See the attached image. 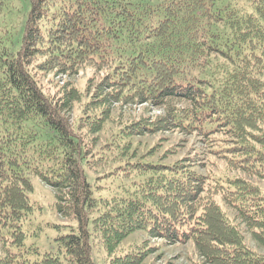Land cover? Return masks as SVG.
<instances>
[{"label": "trees", "instance_id": "obj_1", "mask_svg": "<svg viewBox=\"0 0 264 264\" xmlns=\"http://www.w3.org/2000/svg\"><path fill=\"white\" fill-rule=\"evenodd\" d=\"M26 1L18 50L0 37V226L23 236L36 178L58 192L53 210L75 228L57 238V253L7 252L0 264H95L93 236L108 264H141L146 249L110 256L137 231L191 243L205 264H264L227 215L264 248V192L231 175L264 182V0ZM39 54L40 71L86 63L104 70L121 101L165 107L160 130L216 144L210 153L222 154L226 171L211 178L195 165L136 157L129 132L96 150L31 72ZM101 170L92 187L86 173ZM121 179L134 180L110 193Z\"/></svg>", "mask_w": 264, "mask_h": 264}, {"label": "rangeland", "instance_id": "obj_2", "mask_svg": "<svg viewBox=\"0 0 264 264\" xmlns=\"http://www.w3.org/2000/svg\"><path fill=\"white\" fill-rule=\"evenodd\" d=\"M26 0H8L0 12V37L3 43L13 52L21 44V34L26 18ZM45 55L39 54L32 60L30 69L36 75L39 85L52 98L66 107L63 113L69 125L77 128L84 139L93 143L96 150L110 141L116 133L129 132V148L136 157L162 163L181 162L184 165H195L194 169L207 177H217L226 171V162L222 154L216 151L217 145L196 135L180 134L176 131L160 130V120L165 116V107L159 104L126 103L116 96L114 90L105 82V72L89 64H81L77 69L65 72L61 69L47 68L38 70L36 63L43 61ZM104 99L106 103L104 102ZM100 115L99 119L95 116ZM96 120L90 127L87 123ZM162 125V124H161ZM145 126L153 127V131H145ZM95 130H91L94 129ZM137 130L136 133H133ZM213 137V136H212ZM210 137L212 140L213 138ZM209 139V141H211ZM225 147V145H224ZM106 170L100 173H86L87 181L92 187ZM231 175L244 178L259 186L264 192V182L236 171ZM132 180L121 179L111 182L110 193L120 192V188ZM109 180L100 184L108 185ZM212 183V181H209ZM32 191L29 194L31 210L22 221L21 232L15 226H0V255L4 253H23L29 259L39 258L44 252L57 253V238L75 228L74 222L63 218L53 210L55 196L58 193L36 178L31 179ZM95 197L99 195L94 194ZM104 195V194H101ZM111 195V194H109ZM104 195V196H109ZM230 219H235L245 243L259 254H264L243 224L234 218L232 211L227 212ZM92 257L95 264H108V256L103 250L98 237H92ZM143 247V248H142ZM131 249H146L147 254L141 264H205L198 251L191 243H168L162 238H151L143 231H137L125 238L110 256L124 254ZM39 254V255H38Z\"/></svg>", "mask_w": 264, "mask_h": 264}]
</instances>
